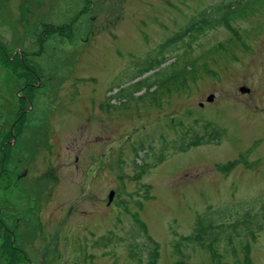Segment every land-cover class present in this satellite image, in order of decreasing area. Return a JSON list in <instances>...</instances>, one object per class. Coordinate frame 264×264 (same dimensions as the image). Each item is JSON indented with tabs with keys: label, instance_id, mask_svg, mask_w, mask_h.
<instances>
[{
	"label": "rangeland",
	"instance_id": "1",
	"mask_svg": "<svg viewBox=\"0 0 264 264\" xmlns=\"http://www.w3.org/2000/svg\"><path fill=\"white\" fill-rule=\"evenodd\" d=\"M263 1L0 0V264H264Z\"/></svg>",
	"mask_w": 264,
	"mask_h": 264
},
{
	"label": "trees",
	"instance_id": "2",
	"mask_svg": "<svg viewBox=\"0 0 264 264\" xmlns=\"http://www.w3.org/2000/svg\"><path fill=\"white\" fill-rule=\"evenodd\" d=\"M234 2H229L228 4H226L225 6H228V7H231L233 5ZM264 5V1L260 4H253V5H247L245 6V9L250 7L253 9V11L251 13H253L255 10H256V7L257 6H263ZM224 6V7H225ZM251 13H247L245 10H241L240 12H238L237 9H232L231 10V13H229L228 16H223L221 18L220 17V14H219V17L216 18L214 16L212 17H206L208 20H207V25L208 27H214L216 25H219V24H225L227 22H229V19L233 18V17H243V16H247V15H250ZM224 22V23H222ZM206 26V25H205ZM193 30V27H191V25H189V27L185 28V31L183 32V34H186L188 32V35L189 36L191 34ZM198 31V29L196 30ZM194 36L196 35V32L193 34ZM176 41V40H174ZM174 41H171L170 43H166V46L165 47H172L175 43H173ZM141 82V81H140ZM140 82H138L139 84H137L136 86V90H139L142 86L140 84ZM208 126H206V131H205V136H208V138H206L204 141L205 142H212L214 141L216 138H219L222 134V131L221 129L217 128V127H211V128H207ZM203 138L204 136L202 135H197V141L195 142V144H201L203 141ZM188 143V142H187ZM186 143V144H187ZM185 144V147H183L182 149H188L190 148V144L188 143L187 145ZM187 146V147H186ZM206 222H204V219L202 216L199 217V220L197 221V224L199 225V229H200V234L198 235H195L194 239L197 243H200L201 245H206L208 243H206L205 241V237H206V234L209 232V231H212L214 230V227H213V224L212 223H206L208 226L205 225ZM219 228H222V226L218 225ZM262 228H264V226H260ZM186 239H192V236L191 237H186ZM216 241V238L215 239H212L211 241ZM212 243V242H209V244ZM191 244V242H190Z\"/></svg>",
	"mask_w": 264,
	"mask_h": 264
},
{
	"label": "water",
	"instance_id": "3",
	"mask_svg": "<svg viewBox=\"0 0 264 264\" xmlns=\"http://www.w3.org/2000/svg\"><path fill=\"white\" fill-rule=\"evenodd\" d=\"M241 91L244 93V92H249L250 91V88L247 87V86H242L241 87ZM214 99V94H211L210 96H208V101H212ZM114 195H115V190H111L110 193H109V203H111V201L113 200L114 198Z\"/></svg>",
	"mask_w": 264,
	"mask_h": 264
},
{
	"label": "flooded vegetation",
	"instance_id": "4",
	"mask_svg": "<svg viewBox=\"0 0 264 264\" xmlns=\"http://www.w3.org/2000/svg\"><path fill=\"white\" fill-rule=\"evenodd\" d=\"M29 85H34V84H33V83H30ZM214 99H215V98H214ZM214 99H213L212 101H208V97L206 98L208 104H210L209 102H213ZM200 105L203 106V107L206 106L204 102H200ZM203 123H214V122H212L211 120H207V121H204ZM15 138H16V137H15Z\"/></svg>",
	"mask_w": 264,
	"mask_h": 264
},
{
	"label": "bare ground",
	"instance_id": "5",
	"mask_svg": "<svg viewBox=\"0 0 264 264\" xmlns=\"http://www.w3.org/2000/svg\"><path fill=\"white\" fill-rule=\"evenodd\" d=\"M171 41H174V39L173 38H171L170 40H168L166 43L168 44V43H170ZM166 43H164V46H166ZM173 43H176V41H174ZM170 47V46H169ZM166 48V47H165ZM113 190V189H112ZM110 193V192H109ZM116 193V192H115ZM108 201H109V199H108ZM187 245H190V243H187ZM133 256H135V251H133Z\"/></svg>",
	"mask_w": 264,
	"mask_h": 264
}]
</instances>
